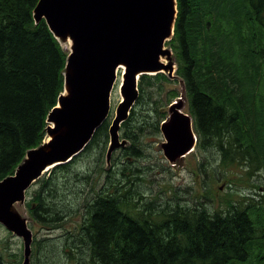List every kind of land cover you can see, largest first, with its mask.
Returning a JSON list of instances; mask_svg holds the SVG:
<instances>
[{"label":"trees","instance_id":"1","mask_svg":"<svg viewBox=\"0 0 264 264\" xmlns=\"http://www.w3.org/2000/svg\"><path fill=\"white\" fill-rule=\"evenodd\" d=\"M39 1L0 0V181L42 145L48 115L64 92L67 54L46 22H35ZM178 11L170 46L197 148L216 144L224 161L248 157L258 164L264 159V52L255 31L264 27V0H178ZM95 183V177L85 182L91 189ZM48 198L49 192L36 198L47 217ZM90 204L84 237L96 264H248L264 240L261 204L225 216L186 211L164 224L130 214L120 196L99 195Z\"/></svg>","mask_w":264,"mask_h":264},{"label":"rangeland","instance_id":"2","mask_svg":"<svg viewBox=\"0 0 264 264\" xmlns=\"http://www.w3.org/2000/svg\"><path fill=\"white\" fill-rule=\"evenodd\" d=\"M255 38L264 52V27L256 29ZM166 48L173 53L175 73L173 77L168 71L147 76L143 82L140 78L138 99L119 131L123 145L110 153V127L121 102L120 71L111 98L112 112L102 125L106 129L76 157L73 166L43 174L26 189L24 199L14 204L13 212L27 221L32 233L31 254L26 259L23 239L0 223V264H96L84 228L90 203L99 195L120 196L132 206L130 214L139 213L140 220L154 224L172 223L188 215L186 211L212 217L253 203L264 205V159L254 166L248 157L224 161L216 144L196 148L175 165L166 159L161 120L168 114V104L183 93L170 42ZM184 97L183 112L188 113L187 93ZM98 141L100 147L94 146ZM90 177L96 180L92 189L85 184ZM48 192V203L53 202L47 217L36 198ZM248 264H264V240L256 243Z\"/></svg>","mask_w":264,"mask_h":264},{"label":"water","instance_id":"3","mask_svg":"<svg viewBox=\"0 0 264 264\" xmlns=\"http://www.w3.org/2000/svg\"><path fill=\"white\" fill-rule=\"evenodd\" d=\"M73 7H82L76 19L68 13ZM176 19L174 0L39 1L34 10L36 23L45 20L60 44L61 40L70 39L72 47L65 71L69 92L61 95L60 108H54L48 116V123L53 126L47 128L46 137L51 136L52 140L47 147L28 152V159L18 167L16 177L9 176L0 182V223L24 240L26 259L31 254L33 237L26 220L13 212V205L24 199L26 189L49 165L66 164L90 144L108 118L121 63L126 66L121 87L124 102L118 106L110 127V153L123 145L119 131L138 99V75L163 70L173 76L172 52L164 47L166 40L174 36ZM104 30L108 32L105 37ZM138 47L148 49L146 58L136 54ZM163 57H168L170 63L164 64ZM181 84L183 99L170 107L168 118L161 124L167 141L162 149L173 165L193 152L198 142L193 118L183 112L186 90L183 81Z\"/></svg>","mask_w":264,"mask_h":264},{"label":"bare ground","instance_id":"4","mask_svg":"<svg viewBox=\"0 0 264 264\" xmlns=\"http://www.w3.org/2000/svg\"><path fill=\"white\" fill-rule=\"evenodd\" d=\"M82 8V7H81ZM80 7H78V8H70L69 10H68V13L73 17V19H76V18H78V16L80 15H78V13H80V11L82 10ZM163 9V8H162ZM174 11H175V14L177 15V17H178V14H179V11H178V0H174ZM72 20V19H71ZM70 20V21H71ZM66 22V21H65ZM80 24V23H79ZM81 30V29H80ZM105 31V30H104ZM107 31V30H106ZM102 32L103 34H102V36L103 37H105L106 36V33H108V32ZM112 32V31H111ZM118 32V31H117ZM115 34V33H114ZM109 36V35H108ZM110 38V37H109ZM108 38V39H109ZM105 39V38H104ZM108 39H106V40H108ZM170 39L171 38H169V39H167L166 40V44L167 43H169L170 42ZM103 40V39H102ZM145 40V39H144ZM144 40H143V42H144ZM101 42V41H100ZM99 44V43H98ZM61 45L65 48V49H70L71 50V47H72V41L70 40V39H67V40H61ZM142 46V45H141ZM143 47V46H142ZM146 47V46H145ZM139 48V47H138ZM95 51H97V50H95ZM123 51V50H122ZM96 53V52H95ZM119 53V52H118ZM121 54V53H120ZM136 54H138L139 55V58H142V59H144V58H146L147 57V55H148V49L147 48H139L138 49V53H136ZM164 63H166V59L165 58H162L161 59ZM120 71H122L123 73H122V77H121V83H122V81H123V75H124V73H125V71H126V66L123 64V63H121V65H119V67L117 68V82H118V79H119V77H118V74H119V72ZM161 72H163V71H161ZM145 74H149V75H155V74H158V72H150V73H141V74H139L138 75V81H139V79H140V77L141 76H143V75H145ZM117 82H116V84L115 85H117ZM121 86V85H120ZM115 89V88H114ZM114 89H113V91H114ZM113 91H112V94H113ZM68 92H69V89H68V87L66 86V89H65V91H64V94L65 95H67L68 94ZM112 94H111V98H112ZM120 98H121V101L124 99V95L122 94V90H121V88H120ZM110 113L112 112V103L110 102ZM52 140V137L51 136H47L46 138H45V140H44V142H43V146H45V147H47V145H48V143L50 142ZM40 147H42V145H40L39 146V148ZM28 159V158H27ZM72 161V159H70V160H68L66 163H69V162H71ZM60 164H62V162H58V163H55V164H52V165H49L45 170H44V172H43V174H45V173H47L48 171H50V170H52V169H54V168H56V167H58ZM15 206V205H14ZM13 206V207H14Z\"/></svg>","mask_w":264,"mask_h":264},{"label":"flooded vegetation","instance_id":"5","mask_svg":"<svg viewBox=\"0 0 264 264\" xmlns=\"http://www.w3.org/2000/svg\"><path fill=\"white\" fill-rule=\"evenodd\" d=\"M162 81H163V80H162ZM172 102H173V101H172ZM172 102H171V103H172ZM171 103H169L168 106H169Z\"/></svg>","mask_w":264,"mask_h":264}]
</instances>
